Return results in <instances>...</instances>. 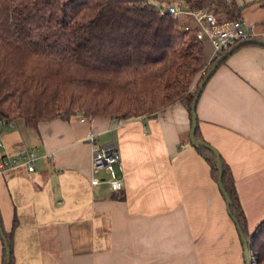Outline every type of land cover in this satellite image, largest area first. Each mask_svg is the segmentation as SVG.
Segmentation results:
<instances>
[{
	"label": "crops",
	"instance_id": "1",
	"mask_svg": "<svg viewBox=\"0 0 264 264\" xmlns=\"http://www.w3.org/2000/svg\"><path fill=\"white\" fill-rule=\"evenodd\" d=\"M233 1L264 40V0ZM195 112L201 136L230 166L252 229L264 218V45L226 55ZM81 116L36 129L21 120L1 125L0 154L32 147L54 153L37 159L33 171L0 173L3 230L17 220L16 264H242L236 227L189 141L191 117L180 101L151 116ZM109 141L123 166V188L113 198L106 185L90 183L92 151Z\"/></svg>",
	"mask_w": 264,
	"mask_h": 264
},
{
	"label": "trees",
	"instance_id": "2",
	"mask_svg": "<svg viewBox=\"0 0 264 264\" xmlns=\"http://www.w3.org/2000/svg\"><path fill=\"white\" fill-rule=\"evenodd\" d=\"M184 1L190 8H207L228 20L241 18V8L233 0ZM159 8L155 0H0L1 125L21 120L36 129L41 121L69 120L81 112L83 117L117 120L151 116L176 101L190 114L206 73L217 63L213 74L230 49L199 74L207 47L193 29L179 28L178 20ZM257 41L264 40L246 39L233 47ZM195 136L209 144L198 123ZM192 146L216 184L221 172L238 236L243 233L255 263L264 264V218L250 229L230 166L220 155L216 160L205 145ZM16 224L14 217L5 231L0 217L9 264H16L12 253ZM2 264H6L3 241Z\"/></svg>",
	"mask_w": 264,
	"mask_h": 264
},
{
	"label": "built area",
	"instance_id": "3",
	"mask_svg": "<svg viewBox=\"0 0 264 264\" xmlns=\"http://www.w3.org/2000/svg\"><path fill=\"white\" fill-rule=\"evenodd\" d=\"M155 4L161 7L159 8L160 13L165 12L177 19L179 28L193 29L195 37L207 47L206 64L199 74L203 73L211 61L221 53L231 49L240 41L256 38L242 18L228 20L223 14H216L207 8H190L178 0H172L167 4L160 5L157 2ZM83 118L80 120L83 121ZM0 124H3L2 120ZM88 140L94 143L95 135L90 134ZM53 154V151L41 152L36 147L14 154H0V173L8 172L19 166H25L28 171H33L34 163L39 157L48 158ZM91 173L90 183L94 188L104 184L112 193H119L122 190L123 166L120 152L114 141L106 142L92 151Z\"/></svg>",
	"mask_w": 264,
	"mask_h": 264
},
{
	"label": "water",
	"instance_id": "4",
	"mask_svg": "<svg viewBox=\"0 0 264 264\" xmlns=\"http://www.w3.org/2000/svg\"><path fill=\"white\" fill-rule=\"evenodd\" d=\"M258 44H261V45H264V41H257ZM236 47V46H235ZM235 47H232L227 53H230L234 50ZM220 61V59H219ZM217 65V63L214 65V67L212 68V70L208 71L204 77V79L202 80L201 84L199 85L197 91H196V94L193 98V102H192V110L190 112V115H191V129H190V132H189V141L192 145H205L206 147H208L209 149H211L213 151V153L216 155V160H219V153L216 149H214L212 146H210L209 144L205 143L204 141H202L201 139L197 138L195 136V128L197 126V117H196V112H195V104L197 102V99L205 85V83L207 82V80L210 78L215 66ZM217 185H218V188L220 190V192L222 193L223 195V198H224V201H225V206H226V211L228 213V215H230V198L229 196L227 195L223 185H222V182H221V172H219V176H218V180H217ZM233 222L236 224L237 221L236 220H233ZM238 231H239V228L237 227ZM239 236H240V240L242 242V250H243V254H244V257H245V262L246 264H256L255 261H254V257H253V254L252 252L249 250L248 248V245L246 243V239L243 235L242 232L239 231ZM0 237L3 241V245L5 247V251H6V264H9V261H10V250L8 248V245H7V242H6V239L3 235V230L1 228V225H0Z\"/></svg>",
	"mask_w": 264,
	"mask_h": 264
},
{
	"label": "rangeland",
	"instance_id": "5",
	"mask_svg": "<svg viewBox=\"0 0 264 264\" xmlns=\"http://www.w3.org/2000/svg\"><path fill=\"white\" fill-rule=\"evenodd\" d=\"M179 2H181L183 5H186L185 4V1L184 0H178ZM155 2H157V3H161V4H163V3H165V4H167L168 3V0H155ZM187 6V5H186ZM187 7H189V6H187ZM112 86L113 87H116V84L115 83H113L112 84ZM105 99L106 100H108L109 99V97L108 96H105ZM110 100V99H109ZM81 114H82V112L80 113V116H81ZM81 117H83V116H81ZM84 118H87V119H89V117H84ZM20 121V120H19ZM2 126H1V124H0V128H1ZM22 151H23V149H22ZM102 171H100V173H101ZM99 173V174H100ZM244 255V254H243ZM244 257V256H243ZM245 260V259H244Z\"/></svg>",
	"mask_w": 264,
	"mask_h": 264
}]
</instances>
